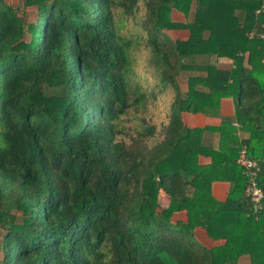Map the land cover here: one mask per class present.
Masks as SVG:
<instances>
[{
  "label": "trees",
  "instance_id": "trees-1",
  "mask_svg": "<svg viewBox=\"0 0 264 264\" xmlns=\"http://www.w3.org/2000/svg\"><path fill=\"white\" fill-rule=\"evenodd\" d=\"M261 3L0 0V264H264V209L237 162L245 149L264 186ZM138 50L150 76H134ZM222 97L233 117L185 125L183 112L221 116ZM196 226L223 242L200 244Z\"/></svg>",
  "mask_w": 264,
  "mask_h": 264
},
{
  "label": "crops",
  "instance_id": "crops-1",
  "mask_svg": "<svg viewBox=\"0 0 264 264\" xmlns=\"http://www.w3.org/2000/svg\"><path fill=\"white\" fill-rule=\"evenodd\" d=\"M222 61H225V62L227 61L228 63H231V61L229 59H222ZM226 67H229V66H226ZM219 113L221 116H217V117L207 116V115L200 113V112H197V113L183 112L181 114V116H182V119H183V122L185 123V125L188 127H191V128H193V127H204L206 125H218L220 123V120L222 117H224V116L225 117H233V115H234V104H233V101L230 97H222L220 99ZM238 134H239V137H241V138L246 136V134L241 132V131L238 132ZM207 137H209V140H206L207 144H211L212 147L218 146L219 135L217 132H214V133L208 132L206 134V138ZM249 158H251V157H249ZM198 161L200 163H207L210 161V157L204 156V155H199ZM229 188H230V182L225 181V180L212 181L211 186H210L212 195L217 200H220V201H223L226 199ZM161 196H162L161 198L164 197L167 200V201H165V205H161V206H166L168 204V198L164 195H161ZM171 220L172 221H176V220L185 221L186 220L185 211L182 210V211H176V212L172 213ZM193 233H194V236L196 238H198V240H201V242H203V245H205L207 247H212L214 245L221 244L223 242V240H218V241L212 240L206 234L205 229L200 227V226H196L193 229Z\"/></svg>",
  "mask_w": 264,
  "mask_h": 264
},
{
  "label": "rangeland",
  "instance_id": "rangeland-1",
  "mask_svg": "<svg viewBox=\"0 0 264 264\" xmlns=\"http://www.w3.org/2000/svg\"><path fill=\"white\" fill-rule=\"evenodd\" d=\"M15 1V0H12ZM18 1V0H16ZM25 21L26 23H30V22H34L35 20V14H36V7H28L25 9ZM193 10H191V14H192ZM171 18L175 21H186L188 20V18L184 17L183 14L179 11L173 10L171 13ZM167 31V30H165ZM169 33V35L173 38H179V39H185L188 36V31L184 30V29H172V30H168L167 31ZM146 58V53L145 51H137L135 52V59L133 58V62H134V76H150L149 73L145 72V67L144 64L146 63L145 61ZM220 67H226V66H231V63H228L227 61H223V62H219L218 63ZM199 72H182L179 74V76L177 77V81L179 83L180 88L184 91L186 90V80L188 75L190 74H197ZM206 140H209V137L206 138ZM161 195H158V201L160 205H165V201H167L164 197L161 198ZM200 244L203 245V242H201V240H199ZM245 257V256H244ZM247 260V258H242V262ZM241 262V264H242Z\"/></svg>",
  "mask_w": 264,
  "mask_h": 264
},
{
  "label": "built area",
  "instance_id": "built-area-1",
  "mask_svg": "<svg viewBox=\"0 0 264 264\" xmlns=\"http://www.w3.org/2000/svg\"><path fill=\"white\" fill-rule=\"evenodd\" d=\"M264 9V0L259 8L255 10V13L258 14ZM252 34V32H250ZM260 37H263V34H259ZM237 162L241 165L242 170L248 176V182L245 187V193L249 201L253 205L255 210L264 209V186H260L256 179L258 173L257 163L249 158L245 152V149H240Z\"/></svg>",
  "mask_w": 264,
  "mask_h": 264
}]
</instances>
